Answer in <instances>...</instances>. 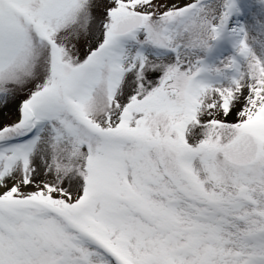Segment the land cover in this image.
<instances>
[{
  "label": "snow or ice",
  "instance_id": "1",
  "mask_svg": "<svg viewBox=\"0 0 264 264\" xmlns=\"http://www.w3.org/2000/svg\"><path fill=\"white\" fill-rule=\"evenodd\" d=\"M0 264H264V0H0Z\"/></svg>",
  "mask_w": 264,
  "mask_h": 264
}]
</instances>
